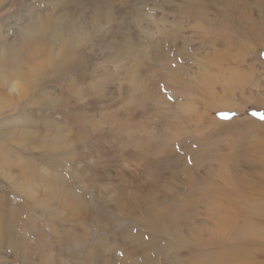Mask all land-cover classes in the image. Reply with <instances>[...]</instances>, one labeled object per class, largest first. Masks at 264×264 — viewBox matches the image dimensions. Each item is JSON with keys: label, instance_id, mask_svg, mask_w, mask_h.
<instances>
[{"label": "rangeland", "instance_id": "374dc122", "mask_svg": "<svg viewBox=\"0 0 264 264\" xmlns=\"http://www.w3.org/2000/svg\"><path fill=\"white\" fill-rule=\"evenodd\" d=\"M228 1L107 0L103 2L104 14L111 16L96 20L93 0H0V132L5 151L0 157V264H24L29 258L31 264H42L43 253L55 255L58 246L53 242L54 234L46 231L41 233L43 248L33 236L22 239L28 253L33 247L24 261L12 244L2 242L1 217L10 208L7 196L12 206L21 205L17 211L23 213L21 189L28 191L30 202L45 199L49 184L62 178L68 188L79 187L83 196L88 195V203L95 195L101 206L109 199L112 207L123 190L130 220L145 218L147 201L154 212L167 216L187 211L190 201H196L188 220L179 221L182 232L178 236L190 237L196 227L201 231L200 241L177 240L171 231L173 244L154 239L166 246L170 255L161 248L150 255L159 264H171L174 259L180 264L203 262L208 251L204 196L190 184L208 187V181L218 177V167L206 157V165L198 169L190 152L215 150L226 155L234 151L238 155L240 148L246 147L250 156L257 152L252 161L247 151H242V158L237 156L239 174L258 173L255 167L264 162V102L243 104L250 91L264 96V0H232L240 8L225 16ZM240 13L246 15L245 34L239 41L244 42L246 53L233 39L241 34L228 36ZM130 35L139 37L135 42L138 47L147 46V56L139 67H134L136 59L130 56L131 69L126 70L114 56ZM218 68L229 71L220 74ZM250 68L257 80L224 99L234 104L224 109L225 115L214 112L221 81L231 83L226 73H236L242 81L250 78ZM204 75L211 76L207 78L211 82L208 88L200 85ZM207 89L210 93L202 96ZM241 104L243 110L239 112ZM247 119L259 124L252 125ZM136 141L142 142V148ZM182 160L188 167L184 173L179 164ZM98 168L103 173L96 172ZM75 175L82 176V182L76 183ZM27 179L33 191L12 182ZM155 179L159 180L156 186ZM173 200L181 205L179 211L168 209ZM54 209L61 218L57 220L59 229L71 232L70 222L76 218L72 210L58 203ZM29 215L40 223L48 218L38 206ZM21 217L16 226L24 235L29 234L31 227ZM77 223L80 231L93 230L91 247L98 251L97 241L112 237L82 219ZM42 228L39 226L38 231ZM142 228L132 226L127 219L128 233L132 230L144 239L153 238L152 232L139 230ZM248 245L255 248L248 251L249 257L256 264H264V237L255 243H242L243 247ZM125 248L134 259L141 258L143 246L138 248L135 240L127 238ZM194 252L199 257L191 259ZM65 258L69 264L76 262L66 255L56 260L62 263Z\"/></svg>", "mask_w": 264, "mask_h": 264}, {"label": "bare ground", "instance_id": "6f19581e", "mask_svg": "<svg viewBox=\"0 0 264 264\" xmlns=\"http://www.w3.org/2000/svg\"><path fill=\"white\" fill-rule=\"evenodd\" d=\"M93 1L95 4L94 17L96 20H100L106 16H111L109 13L104 14L103 2L106 3L107 0ZM231 2L232 0H229L227 3L228 12H226L225 16H229V13L230 15L233 14L234 9L240 8L239 4H236V1H234V3ZM244 17H246V15L244 13H240V15L235 18V21L233 22L235 28H231L232 33L228 34V36L231 38L235 37L238 33L241 34V36L239 35L233 38L237 39L238 42L242 40L241 37H243L245 34L243 27L246 20ZM251 22L255 24L254 20H251ZM242 24L243 26H241ZM74 32L77 33L78 30L74 29ZM224 35H226V32L223 33V36ZM130 36L131 37L126 39V42H122L123 46L121 45L122 47L117 49L114 56L115 60L122 61V65L126 70L131 69L128 65V58L130 56L131 58L136 59L135 62H133L134 67L142 66L145 61L144 58L147 56V46L143 45L138 47L135 44L138 42L137 40L139 37L136 35L134 37H132V35ZM225 38L229 39L228 37ZM227 43L230 44V41H227ZM241 43L244 42H239L237 47L242 50V52L246 53L247 48ZM237 47L235 44L234 48ZM236 51H238V49ZM137 58H139V60H137ZM225 59H229V57H225ZM117 61H114V63L117 64ZM236 63L240 64L237 61ZM146 66L147 64H145V67ZM249 70L250 72L248 75L250 78L244 79L242 81L239 79V75L236 73L231 71L230 73H226L228 74L227 77L231 83H228V81H221L223 83L222 87H219L220 97L217 98L220 99L218 100L219 105L217 104L218 108H216L214 112L218 111L220 114L222 113V115H225L224 109H230L231 107L233 108L234 104L224 99H230V97L235 96L236 91L234 92L233 90L239 91L242 86H247L246 84H250L252 80H257L253 77L255 73L254 70L252 68ZM227 71L225 69L218 68V72L220 74ZM207 78L210 79L211 76L206 77L204 75L200 79L201 87L208 88L211 86V82L208 81ZM135 80L136 78L134 81ZM200 81L198 83H200ZM135 85L137 86L138 82ZM232 91L234 93H232ZM244 91L245 89L241 90V92ZM203 93L206 95L207 93H210V90L207 89L206 91H202V96ZM249 94L250 96L243 100V104L247 101L253 103L264 102V96L253 93L252 91H250ZM199 95L200 94L197 92V97H199ZM215 95L216 94H213V96ZM242 110L243 105L241 104L240 107H237V111L240 112ZM227 111L228 110H226V112ZM233 111L236 112L235 110ZM77 117L80 118L83 116L78 115ZM20 118V120H22V117ZM210 119L216 120V118ZM248 121L252 125L259 124V121L255 119H250ZM55 125L56 124H54V126ZM28 126L30 125L28 124ZM261 128L263 127L261 126ZM32 135H35V133H32ZM1 137L2 134L0 132V157H3L5 151H3V148H1L3 141ZM130 141L135 140L131 138ZM136 145L140 148L143 146L141 141H136ZM247 148L248 147H246V149ZM240 149H242L243 152L247 151L245 148V150L243 148ZM242 151L238 155H235L233 153L234 151L228 152L226 155H218L217 151L215 150H194L190 152V157L198 169H200V166L206 165V157H211L210 160L216 161L218 167L216 172V176L218 177L210 179L208 181V187H198L196 183L190 184L193 189H200L204 196V219L206 223L204 232L206 233L205 245L207 246L208 251H206L203 255V262L198 264H256V261L251 259L248 255V251H252L255 248L249 245L247 247H243L242 243H255L257 238L264 237V162H259L258 166L255 167L258 168V173L255 172L254 174H249L246 171H242V173L239 174L235 163L239 160V158L243 157ZM235 153L239 152L236 150ZM248 153L250 156V152ZM256 153H252L249 160H255L258 154H253ZM237 156L239 158H237ZM261 161H264V155L261 157ZM152 163L155 164V161ZM179 164L182 166L183 173L188 170L185 161H179ZM96 172L103 173V170L98 168ZM74 177L75 180L77 179L75 181L76 183L79 184L82 182V179H80L82 176L79 178V176L75 175ZM158 181V179H155L153 185L156 186ZM12 182L13 185L16 184L19 188H30L33 191L34 186L29 179L24 180V182L18 180H13ZM67 184L68 182L64 178H62L58 183L51 182L47 188V193L45 194L46 198H35L32 202H30L32 199H28L26 195L29 194L28 191L21 189V193L24 197L22 205V208H24L23 213L21 211H17L21 205L16 204V206H12L7 196L10 208H6L4 215L1 217V221H3L4 224V226L1 228L3 230V236L1 237V240L2 242L7 241L9 245L12 244V246L17 249L18 256L24 259V261L27 259L26 257L29 255V253L31 254L33 247L29 249L28 253L26 243L22 239H27L29 236H33L35 242L42 247L40 242L43 238V234L41 233H46L47 231L54 234L55 240L53 242L56 243L58 249L56 250L54 256L48 253H43L42 264H69L66 258L63 259L62 263L56 260L57 256L64 255L75 259L76 262L74 264H139L140 261L143 262V264H159V262L157 263L154 259H152L150 253L152 254V251L160 248L163 249L164 254L169 253L170 255L171 252L166 246L156 242L154 239L162 238L166 244H173V239L169 238L170 232L172 231L173 236H176V234L178 236L182 232V223L179 221L188 220L187 215L196 207V201H190L187 211L180 212L177 216H167L163 213L154 212L153 206L148 204L147 201L144 206L145 218L142 217L130 220V218H127L126 197L124 199L123 190L121 193L119 192L120 195L118 198H116L112 207H109V199L107 203L105 201V206L102 205V207L100 205L102 204L101 201H98L97 198H94L95 195L92 196V203H88V200H91L88 195L83 196L79 187L70 189L67 187ZM167 194L169 193H165V195ZM56 203L62 207L70 208L73 212V218L76 217L70 222L72 228L71 232L65 229H59L58 222L61 221V218H57V211L54 209ZM37 206L40 207L43 212L47 213L48 218L44 223L38 222L32 215H29V212L34 210ZM167 206L168 209L172 211H179V207L181 205L176 200H173ZM112 213L114 215H111ZM21 215L25 217L27 226L31 227V229L29 228V234L24 235L23 230L17 228L16 226V223H19V220L23 218ZM58 219L59 221H57ZM79 219L87 222L91 228L97 227L96 229H99L107 236L108 234L112 235L111 238H100L97 241L100 244V251H98V249L96 250L95 246L94 248L91 247L93 244L90 242V237L93 233V230L86 229L80 231L82 227H79L80 224L77 223V220ZM127 219H129V223L132 226H143V228L139 230L152 232L153 238L144 239L140 235L135 234L132 230H129L128 233ZM39 226H43V228L40 230L42 232L38 231ZM194 228L195 230L192 232L190 237L185 236L182 238L180 235L178 236L177 240L182 239L184 241V239H191L200 241L199 232L201 231H199L196 227ZM19 237H21V239H19ZM127 238L135 240L138 248L143 246V249L141 250L142 256L140 259H134L133 253L125 248ZM17 240H21V242L16 243ZM172 254L173 256L176 255L175 252H172ZM198 257V253L194 252L191 254V259H196ZM24 264H31V259L29 258L27 262H24ZM171 264L180 263L177 259H174Z\"/></svg>", "mask_w": 264, "mask_h": 264}]
</instances>
